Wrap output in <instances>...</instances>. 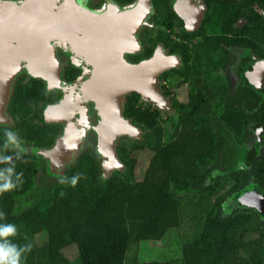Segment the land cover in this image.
Returning <instances> with one entry per match:
<instances>
[{"label": "trees", "instance_id": "1", "mask_svg": "<svg viewBox=\"0 0 264 264\" xmlns=\"http://www.w3.org/2000/svg\"><path fill=\"white\" fill-rule=\"evenodd\" d=\"M41 93V87L17 88L10 100L9 110L17 116L18 147L4 149L6 131H14L0 125V155L19 152L27 161L14 160L16 172H23L22 186L0 193V212L6 214L0 224L14 223L18 228L14 242L32 245L22 264H68L64 249L70 245L75 247L80 264H126L133 244L160 240L169 229L185 222L181 201L187 196L211 198L214 203L200 235L183 242L181 256L168 264H249V246L236 234L247 216L239 219L234 203L238 188L233 185L236 116L227 87L215 105L190 102L186 113L170 120L172 130L166 140L157 111L138 105V93H129L123 115L145 133L142 141L116 146L124 170L101 178L99 157L85 152L62 180L51 182H37L44 168L42 158L25 146L41 149L51 145L56 136L53 126L30 122L29 114L43 109ZM134 149L153 152L141 180L134 176L130 155ZM5 166L0 164V168ZM74 176L80 177L75 187L70 183ZM224 180L232 183L217 195ZM28 193L29 205L16 209L19 198ZM41 234L43 243L38 244L36 236Z\"/></svg>", "mask_w": 264, "mask_h": 264}, {"label": "flooded vegetation", "instance_id": "2", "mask_svg": "<svg viewBox=\"0 0 264 264\" xmlns=\"http://www.w3.org/2000/svg\"><path fill=\"white\" fill-rule=\"evenodd\" d=\"M23 1L0 0V9L4 2ZM83 4L94 11L141 5V17L131 30L136 44L123 56L130 63L157 54L174 60V65L159 72L156 86L162 97L172 101L177 116L187 112L190 102L215 105L223 99L225 87L232 92L236 116L233 185H238L234 203L238 218L247 216L236 234L249 246V264H264V0H83ZM54 56L59 79L67 87L49 89L45 78L32 74L28 62H21L10 82L6 113L11 121L0 125L11 127L15 133L16 115L9 110L14 91L41 87L45 99H40L39 105L43 109L40 113L32 111L29 118L39 126L56 129L52 144L64 133L66 122H46L44 110L68 97L75 102L70 113L73 123L85 131V139L96 141L94 127L99 114L84 91L85 83L94 75V65L84 57L73 59L60 46H55ZM182 92L184 102L180 101ZM150 110L158 113L157 109ZM25 146L31 153L37 149ZM248 187L256 194L246 207L238 199Z\"/></svg>", "mask_w": 264, "mask_h": 264}, {"label": "water", "instance_id": "3", "mask_svg": "<svg viewBox=\"0 0 264 264\" xmlns=\"http://www.w3.org/2000/svg\"><path fill=\"white\" fill-rule=\"evenodd\" d=\"M62 1L25 0L20 4H2L0 124L11 121L6 113L10 82L21 62H28L32 74L45 78L49 89H65L67 85L59 79L55 46L67 50L73 59L84 57L94 65V75L85 83L84 91L95 102L100 117L96 128L98 151L104 158L103 172L108 178L114 170H122L123 163L116 154L117 139L121 135L140 133V128L123 115L125 96L137 92L150 101L162 103L154 80L160 71L174 65V60L158 54L139 63H130L124 58V51L132 50L136 44L131 30L141 17V5L94 11L86 8L83 0ZM13 24L15 27H11ZM74 109L75 102L68 97L49 104L44 110L46 122H66L64 133L41 151L52 165L63 166L72 161L81 148L85 131H79L73 123L70 113ZM253 194H256L253 188L248 187L239 195L238 203L249 207Z\"/></svg>", "mask_w": 264, "mask_h": 264}, {"label": "rangeland", "instance_id": "4", "mask_svg": "<svg viewBox=\"0 0 264 264\" xmlns=\"http://www.w3.org/2000/svg\"><path fill=\"white\" fill-rule=\"evenodd\" d=\"M158 76V75H157ZM157 77L154 80V85L156 86ZM183 92L179 94L180 101L184 102L185 98L183 97ZM163 102L158 103L150 100H145L143 98L139 99L137 102L138 105L142 107H148L151 109H157L159 113L158 124L163 127L166 132L164 135V139L168 138V133L172 130L171 121L177 120V114L174 112V108L172 107V101H169L166 97H162ZM9 117V116H8ZM99 117V116H98ZM10 118V117H9ZM171 120V121H170ZM100 121V117L98 118L97 124L94 127V131L96 133V141H92L91 139H85L82 136L81 148L75 152L74 158L72 161L65 163L63 166L52 165L49 159L42 156V149H35L33 152H36L37 155L42 158L43 169L39 172L37 177V182L40 181H60L62 180L65 172L70 169L77 161V159L85 152L92 153L97 155L100 159V177L106 178L107 176L103 172L104 158L102 154L98 151V132L96 130ZM8 124V123H7ZM140 128V127H139ZM144 131L140 128V133L137 136L130 135H121L117 139V145L120 142H123L125 145L130 146L135 141H142L144 139ZM85 134V132H84ZM116 145V146H117ZM131 157L134 159L133 170L134 176L136 180H141L146 172L151 156L153 155L152 150L144 149L137 150L134 149L131 152ZM122 170H124V166L122 165ZM120 170V171H122ZM232 182L230 181H222L218 187L216 194H221L225 189H227ZM31 195H24L19 198L16 204V209H24L29 205V198ZM182 211L186 214L185 222L182 223L181 226L177 228L169 229L165 235L156 241H142L137 244H133L130 250L127 253V263L126 264H141L143 262L150 261H159L162 264H168L169 261L178 259L181 256V247L183 242L196 238L200 235L201 230L203 228V224L207 214L211 211L213 206V199L209 198H201L200 196H190V197H182ZM42 235L36 236V242L38 244L43 243ZM64 254L69 260L68 264H80L77 258V252L73 245L67 246L64 249Z\"/></svg>", "mask_w": 264, "mask_h": 264}, {"label": "clouds", "instance_id": "5", "mask_svg": "<svg viewBox=\"0 0 264 264\" xmlns=\"http://www.w3.org/2000/svg\"><path fill=\"white\" fill-rule=\"evenodd\" d=\"M5 135L7 137L3 145L5 150L10 145L18 147V138L14 132L6 131ZM14 160L27 163L19 152L14 155H0V164L6 165L0 168V193L14 190L23 184V172H16ZM79 179V176L72 177L70 180L71 185L75 187ZM0 218L6 219V214L0 212ZM17 236L18 228L14 223L0 224V264H22V258L31 251L32 245L30 243L21 245L14 242Z\"/></svg>", "mask_w": 264, "mask_h": 264}]
</instances>
